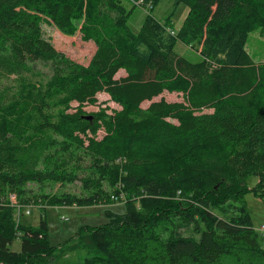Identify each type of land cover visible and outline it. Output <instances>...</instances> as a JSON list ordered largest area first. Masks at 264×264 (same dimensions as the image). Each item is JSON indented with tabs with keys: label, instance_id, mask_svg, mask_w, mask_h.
Listing matches in <instances>:
<instances>
[{
	"label": "trees",
	"instance_id": "16d2710c",
	"mask_svg": "<svg viewBox=\"0 0 264 264\" xmlns=\"http://www.w3.org/2000/svg\"><path fill=\"white\" fill-rule=\"evenodd\" d=\"M125 1L0 0V79L17 78L0 84V264H59L78 249L81 264H264L246 201H264V64L247 52L252 34L264 37V0H171L189 8L177 34L174 11L161 22L149 10L136 32ZM138 1L148 10L164 0ZM55 5L96 44L88 65L41 35V13ZM102 93L121 109L88 113ZM166 93L183 100L154 101ZM76 182L78 193L28 187ZM12 196L23 208L127 211L54 248L45 218L19 222Z\"/></svg>",
	"mask_w": 264,
	"mask_h": 264
},
{
	"label": "rangeland",
	"instance_id": "374dc122",
	"mask_svg": "<svg viewBox=\"0 0 264 264\" xmlns=\"http://www.w3.org/2000/svg\"><path fill=\"white\" fill-rule=\"evenodd\" d=\"M125 5H127L128 9L132 8V6H136L134 17L130 24L136 32L141 28L149 10H151L150 13L152 12L153 17L161 22L166 21L174 11L175 14L172 18V25L168 27V29L174 34L179 32L189 13V8L186 5H181L175 9L171 0H164L155 9L150 6L148 10L144 9V7L141 6V1L138 0H126ZM41 17L43 19V23L40 27L41 35L51 40L58 51L66 54L71 59L81 64L88 65L96 50V44L93 41L83 40L80 31L82 25H77L70 20L69 10L55 5L44 10L41 13ZM177 51L192 61L201 60V56L197 54V50L192 46L179 43ZM247 52L249 53L252 62L255 64H264V37L261 36L259 32L250 36L247 45ZM37 67L40 71L46 72V67ZM122 76H124L123 72L119 73L117 77L120 78ZM25 78L28 79L26 84L30 85V87L34 85L35 78L31 75H25ZM15 79H17L15 78V75L0 79L1 87H3V89L12 87L16 84ZM163 97L169 102L183 100L182 95L179 96L177 94L166 93L163 96L154 99V101L160 100ZM97 98L98 105L87 106L85 108L88 113L98 112L102 108H110L109 112L121 109V107L114 103L106 93L99 94ZM150 104L151 102H146L143 104V107H148ZM74 106H77V104H74ZM103 135L104 134L100 132L99 138L101 139ZM257 182L258 180L256 177H249L247 179V184L250 188L255 187ZM80 185L79 182H76L75 184H69L66 188L57 184H29L28 187L34 193L54 195L65 192L78 193L80 191ZM246 201L251 214L253 226L255 229H258L260 226L264 225V201L254 193H248L246 195ZM14 203H18V200H15ZM108 211L120 214L125 213L127 209L124 203L92 207L50 206L43 208L42 206H35L31 209L30 216H21L19 218L18 211H16V214L17 219H20H18L19 222H26L35 227L39 225L42 218H45L49 228V243L52 247L58 248L75 238L81 230L105 224L108 221ZM181 233L184 236L193 237V239L196 240H199L201 237V233H196L193 226L184 227L181 230ZM259 240L264 249V233H259ZM20 249V242H16L12 246V250L14 251H20ZM83 259L84 253L81 249H78L74 253L66 254L60 259L59 264H81Z\"/></svg>",
	"mask_w": 264,
	"mask_h": 264
},
{
	"label": "built area",
	"instance_id": "2783aa9c",
	"mask_svg": "<svg viewBox=\"0 0 264 264\" xmlns=\"http://www.w3.org/2000/svg\"><path fill=\"white\" fill-rule=\"evenodd\" d=\"M169 30V29H168ZM170 31V30H169ZM170 33H172V34H174L173 32H171L170 31ZM11 199H12V201H13V203H14V201L16 200V197L15 196H12L11 197ZM14 204H16V207H17V211H18V214H19V217H23V216H30L31 215V209H32V207H30V208H23V207H21V206H19V205H17V203H14ZM23 214V215H22Z\"/></svg>",
	"mask_w": 264,
	"mask_h": 264
},
{
	"label": "bare ground",
	"instance_id": "6f19581e",
	"mask_svg": "<svg viewBox=\"0 0 264 264\" xmlns=\"http://www.w3.org/2000/svg\"><path fill=\"white\" fill-rule=\"evenodd\" d=\"M20 218V217H19ZM18 218V219H19ZM20 220V219H19ZM259 232L264 233V225L258 228Z\"/></svg>",
	"mask_w": 264,
	"mask_h": 264
}]
</instances>
